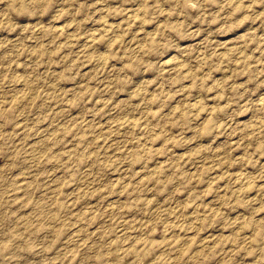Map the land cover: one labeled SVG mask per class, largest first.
Listing matches in <instances>:
<instances>
[{"label":"rangeland","instance_id":"1","mask_svg":"<svg viewBox=\"0 0 264 264\" xmlns=\"http://www.w3.org/2000/svg\"><path fill=\"white\" fill-rule=\"evenodd\" d=\"M0 264H264V0H0Z\"/></svg>","mask_w":264,"mask_h":264}]
</instances>
